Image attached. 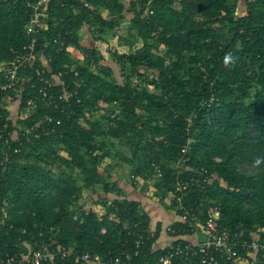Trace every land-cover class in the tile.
<instances>
[{"label": "trees", "instance_id": "16d2710c", "mask_svg": "<svg viewBox=\"0 0 264 264\" xmlns=\"http://www.w3.org/2000/svg\"><path fill=\"white\" fill-rule=\"evenodd\" d=\"M36 1L0 0V84L30 44L26 4ZM242 2L239 15L238 0H49L33 65L0 90V103L18 102L15 121L0 109L2 256L44 245L56 257L42 264H76L86 252L157 264L210 208L221 227L264 243V0ZM125 23L126 49L106 48L114 68L81 47L83 30L100 46ZM117 158L133 185L188 213L169 227L170 246L154 249L161 224L151 228L141 203L109 182ZM83 191L102 194V214L77 207Z\"/></svg>", "mask_w": 264, "mask_h": 264}, {"label": "built area", "instance_id": "2783aa9c", "mask_svg": "<svg viewBox=\"0 0 264 264\" xmlns=\"http://www.w3.org/2000/svg\"><path fill=\"white\" fill-rule=\"evenodd\" d=\"M49 0H37L35 3H27L28 21L24 28L25 34L31 37L30 44L22 47L21 50L14 52L15 58L4 71V82L0 84V90L4 91L13 87L18 82L17 73L20 68L32 66L35 61V42L36 35L45 29V21L43 13L45 6ZM83 2V0H81ZM87 6V3H84ZM58 80V77H52ZM45 84L49 81L44 80ZM50 86V84H49ZM46 97V94L43 95ZM6 103L12 101L10 98L5 99ZM0 109H6L9 116L11 110L9 106L0 103ZM11 117V116H10ZM7 142V140H6ZM184 152V150H182ZM159 172V171H158ZM160 176V172L158 173ZM185 190V183L179 181L176 185V192L182 193ZM178 210H182L181 196L176 197ZM188 213H184L181 218L185 221ZM194 218V216H192ZM220 212L217 208H210L207 212L204 224H195V232L192 237L196 238V231L201 232L205 237L203 243H197L196 240L188 241L184 245H173L162 254L157 264H171L174 259H183L185 261L192 257H199L201 264H218L220 260L226 261L228 264H264V243H260L257 237H253L248 241L242 237L239 232H232L221 227L219 224ZM2 223H0V230ZM167 232L174 233L171 228L166 229ZM56 257L54 252H50L47 246L41 245L27 254L2 256L0 250V264H42L46 261H53ZM76 264H131V258L125 255L124 260L116 259L112 262H105L97 254L83 253L75 258ZM143 264V263H141Z\"/></svg>", "mask_w": 264, "mask_h": 264}, {"label": "rangeland", "instance_id": "374dc122", "mask_svg": "<svg viewBox=\"0 0 264 264\" xmlns=\"http://www.w3.org/2000/svg\"><path fill=\"white\" fill-rule=\"evenodd\" d=\"M244 10V6H243V2L242 0H238V14H242ZM126 26L127 24H123V26L120 28V30L117 31V35L114 36L113 38H110L108 40V43L106 45H98L96 46V44L91 41L89 35L85 32V30H83L82 33V40L80 42L81 47L87 49V48H96L105 58V60L103 61V64L111 66L112 68H114V63L112 62L111 56L107 53V49L110 50H124L126 49V47L123 45H119L118 44V39L117 36L119 37H125L126 35ZM72 50V49H71ZM73 51V55L76 58H80L81 54L80 52L77 51ZM9 108L11 110V119L12 120H16L17 119V111H18V102L17 101H11L9 103ZM109 160L106 161V163H108ZM111 164H116L118 165V167H115L111 172H110V178L108 179L110 183H116L118 187H120L123 190V193L125 194V196L127 197V199H133V200H139L136 198H142V203L143 206L146 210V212L148 213V215L150 216V219L153 221V218H156L158 220H162V222L165 223L164 221V217L163 214L165 215V205L162 204L161 202H159L156 199H153L152 196L149 194V192L147 190H144L145 187H147L146 182L141 181L138 182L136 185V188L133 189L132 184L130 182V166L123 164L119 158L111 161ZM143 187V189H142ZM129 192V193H128ZM130 192L133 193V196L130 195ZM138 193V194H137ZM108 199L114 197L112 194L107 195ZM103 201V197L101 193H97V194H90V192L88 191H83L82 193V197H81V201L78 203V206H82L84 208H87L89 206H95L96 210L99 214L103 213V208H102V202ZM147 203V205L145 204ZM168 203V201H167ZM166 203V204H167ZM166 233V232H165ZM168 234V232L166 233Z\"/></svg>", "mask_w": 264, "mask_h": 264}, {"label": "crops", "instance_id": "0c3cea01", "mask_svg": "<svg viewBox=\"0 0 264 264\" xmlns=\"http://www.w3.org/2000/svg\"><path fill=\"white\" fill-rule=\"evenodd\" d=\"M131 184H132V182H131ZM135 185H136V183L133 185L132 184V187H133V189H135L136 187H135ZM120 188V187H119ZM121 189V188H120ZM121 191L123 192V190L121 189ZM129 193V192H128ZM138 194V193H137ZM130 195H132L133 196V193L132 192H130ZM123 196H124V198H127L126 196H125V194L123 193ZM136 199H139V200H135V201H138V202H140L141 203V205H142V207L144 208V206H143V203H142V198L140 197V198H136ZM131 200H133V199H131ZM144 201V200H143ZM145 202V201H144ZM146 205H147V203H145ZM168 206V205H167ZM167 206H165V215L163 214V219H164V221H165V223L164 222H162V220H158V219H156V218H153V221L150 219V226H151V228H153L154 229V227L158 224V223H160L161 224V227H162V232H161V234H160V236H159V239H158V241L156 242V244L154 245V249H156V250H159V249H162V248H166V247H168V246H170L173 242H174V240L176 239V238H173L172 236H170L169 234H166L165 232H166V229L168 228V227H170V226H172L174 223H177V222H182V219L179 217V216H177L173 211H170L168 208H167ZM147 207H148V205H147ZM145 209V208H144ZM146 211V210H145ZM148 214V213H147ZM150 217V216H149ZM187 238V237H186ZM187 240H189V241H194V240H196V238L194 239L193 237H189V238H187Z\"/></svg>", "mask_w": 264, "mask_h": 264}, {"label": "water", "instance_id": "95a60500", "mask_svg": "<svg viewBox=\"0 0 264 264\" xmlns=\"http://www.w3.org/2000/svg\"><path fill=\"white\" fill-rule=\"evenodd\" d=\"M195 235H196V242L197 243H203L206 239V237L199 231H196Z\"/></svg>", "mask_w": 264, "mask_h": 264}, {"label": "clouds", "instance_id": "9594fccd", "mask_svg": "<svg viewBox=\"0 0 264 264\" xmlns=\"http://www.w3.org/2000/svg\"><path fill=\"white\" fill-rule=\"evenodd\" d=\"M257 163H259V160H257Z\"/></svg>", "mask_w": 264, "mask_h": 264}]
</instances>
